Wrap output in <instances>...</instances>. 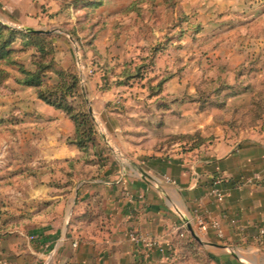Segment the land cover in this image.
I'll return each instance as SVG.
<instances>
[{"label": "rangeland", "instance_id": "obj_1", "mask_svg": "<svg viewBox=\"0 0 264 264\" xmlns=\"http://www.w3.org/2000/svg\"><path fill=\"white\" fill-rule=\"evenodd\" d=\"M39 91L89 115L85 149L75 128L59 139L78 157L43 156L37 103L69 118ZM250 130H264V0H0V237L48 210L42 185L72 193L124 140L154 154Z\"/></svg>", "mask_w": 264, "mask_h": 264}, {"label": "crops", "instance_id": "obj_2", "mask_svg": "<svg viewBox=\"0 0 264 264\" xmlns=\"http://www.w3.org/2000/svg\"><path fill=\"white\" fill-rule=\"evenodd\" d=\"M37 109L44 121L52 118L43 156L54 163L78 157L59 140L73 132L70 120L52 107L37 103ZM103 124L107 132L115 128ZM132 144L124 140L120 154L102 151L101 166H92V176L70 194L58 193V182L42 185L38 199L48 210L30 229L0 237V264H264V130L219 135L186 151L151 154ZM218 177L221 204L210 195ZM222 212L239 230L224 221L218 238L196 227L197 217L218 220ZM185 222L201 243L179 237ZM130 230L160 247L130 242Z\"/></svg>", "mask_w": 264, "mask_h": 264}, {"label": "trees", "instance_id": "obj_3", "mask_svg": "<svg viewBox=\"0 0 264 264\" xmlns=\"http://www.w3.org/2000/svg\"><path fill=\"white\" fill-rule=\"evenodd\" d=\"M32 37H41L40 35L32 34ZM74 81V78H73ZM40 77L39 73H24V78L21 82L23 86L26 87H35L40 88ZM49 95V94H48ZM46 96L42 91L38 92V98L45 102L46 104L53 106L55 109L61 110L64 112L69 120L72 122L75 132L73 135V140L70 141L71 145L76 146L78 149L83 150L85 149V144L91 141L90 135L92 133V123L90 117L85 112H77L72 109L70 105H68L65 101V97L62 95L60 98L52 99L49 96ZM52 96V94H50ZM185 239L189 240L190 242L197 245V242L191 237L187 236Z\"/></svg>", "mask_w": 264, "mask_h": 264}, {"label": "built area", "instance_id": "obj_4", "mask_svg": "<svg viewBox=\"0 0 264 264\" xmlns=\"http://www.w3.org/2000/svg\"><path fill=\"white\" fill-rule=\"evenodd\" d=\"M256 181H259V177H255V182ZM223 182L224 180L221 177L216 178L213 182V189L210 191V195L218 204H221L224 201V193L219 188V186H221ZM224 221L228 225L239 230V224L236 219L231 218L225 212H222L220 214V218L218 220L205 221L203 218L197 217L195 220V225L201 232H207L209 230H212L218 238H222L223 234L221 230V223ZM178 235L180 238H184L189 235L186 226L184 227L183 231ZM127 239L136 245H141L145 249L158 248L161 245L159 241L144 236L135 230H130L127 232Z\"/></svg>", "mask_w": 264, "mask_h": 264}, {"label": "water", "instance_id": "obj_5", "mask_svg": "<svg viewBox=\"0 0 264 264\" xmlns=\"http://www.w3.org/2000/svg\"><path fill=\"white\" fill-rule=\"evenodd\" d=\"M32 33L34 34H49L48 32H45V31H31ZM186 223V222H185ZM186 228L190 234V236L195 240L197 241L198 243H201V241L195 236V234L193 233L192 229L190 228V226L186 223Z\"/></svg>", "mask_w": 264, "mask_h": 264}]
</instances>
